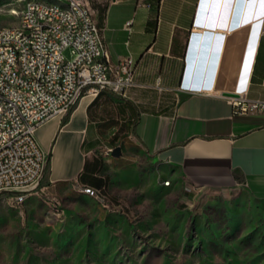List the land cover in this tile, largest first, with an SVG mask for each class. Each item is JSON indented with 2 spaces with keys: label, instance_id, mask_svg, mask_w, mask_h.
I'll use <instances>...</instances> for the list:
<instances>
[{
  "label": "crops",
  "instance_id": "crops-1",
  "mask_svg": "<svg viewBox=\"0 0 264 264\" xmlns=\"http://www.w3.org/2000/svg\"><path fill=\"white\" fill-rule=\"evenodd\" d=\"M221 2L213 21L210 0L87 1L110 60H135V84L124 93L86 91L66 122L56 115L37 128L50 155L43 187L106 191L137 151L188 194L241 187L264 199V110L236 112L230 99L264 101V0ZM199 51L214 62L193 75ZM117 146L119 157L108 152Z\"/></svg>",
  "mask_w": 264,
  "mask_h": 264
},
{
  "label": "rangeland",
  "instance_id": "rangeland-1",
  "mask_svg": "<svg viewBox=\"0 0 264 264\" xmlns=\"http://www.w3.org/2000/svg\"><path fill=\"white\" fill-rule=\"evenodd\" d=\"M28 1L0 0V26ZM136 154L103 191L109 206L78 184L36 187L21 207L0 195V264H264V199L188 194Z\"/></svg>",
  "mask_w": 264,
  "mask_h": 264
},
{
  "label": "built area",
  "instance_id": "built-area-1",
  "mask_svg": "<svg viewBox=\"0 0 264 264\" xmlns=\"http://www.w3.org/2000/svg\"><path fill=\"white\" fill-rule=\"evenodd\" d=\"M134 71L132 56L110 60L86 0H30L18 24L0 26V195L21 207L38 187L48 157L36 139L41 124L66 115L86 91L124 93ZM230 99L236 112L264 110L263 100L244 93ZM78 186L111 205L102 189Z\"/></svg>",
  "mask_w": 264,
  "mask_h": 264
},
{
  "label": "water",
  "instance_id": "water-1",
  "mask_svg": "<svg viewBox=\"0 0 264 264\" xmlns=\"http://www.w3.org/2000/svg\"><path fill=\"white\" fill-rule=\"evenodd\" d=\"M221 2V0H210V6H209V11L207 13V20H215L217 19L216 17V11H217V7L219 6H214L213 4L215 2ZM231 1L233 3L234 6H238L242 0H228V6L231 4ZM224 0H222V4H220L221 6H223ZM213 56L212 54H208L205 51H199L194 57H193V61L191 62V69L193 72V75H198L202 72H208L213 65ZM234 95V94H233ZM237 96V95H235ZM112 155L115 157H119L122 155V147L121 146H117L113 149L112 151Z\"/></svg>",
  "mask_w": 264,
  "mask_h": 264
},
{
  "label": "trees",
  "instance_id": "trees-1",
  "mask_svg": "<svg viewBox=\"0 0 264 264\" xmlns=\"http://www.w3.org/2000/svg\"><path fill=\"white\" fill-rule=\"evenodd\" d=\"M71 110L66 114V116L64 117L63 122H66L68 119V116L70 114ZM49 172H50V155L48 154L47 157V161H46V165H45V169H44V173L39 181L38 187L41 188L45 185L49 184ZM12 192H7V194H11Z\"/></svg>",
  "mask_w": 264,
  "mask_h": 264
},
{
  "label": "bare ground",
  "instance_id": "bare-ground-1",
  "mask_svg": "<svg viewBox=\"0 0 264 264\" xmlns=\"http://www.w3.org/2000/svg\"><path fill=\"white\" fill-rule=\"evenodd\" d=\"M16 12L15 10H13V13Z\"/></svg>",
  "mask_w": 264,
  "mask_h": 264
}]
</instances>
